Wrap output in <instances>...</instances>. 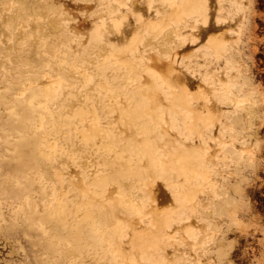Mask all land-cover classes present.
<instances>
[{
	"label": "rangeland",
	"instance_id": "obj_1",
	"mask_svg": "<svg viewBox=\"0 0 264 264\" xmlns=\"http://www.w3.org/2000/svg\"><path fill=\"white\" fill-rule=\"evenodd\" d=\"M206 1L207 26L184 18L183 4L174 12L147 0H0V264H99L103 255L106 264H154L132 249L129 238L150 228L136 211L154 205L139 189L145 176H118L132 205L128 216L117 213L133 228H126L121 238L128 259L124 263L108 251L119 232L106 229V217L96 208L88 215L78 205L75 185L79 182L86 188L88 197L93 171L112 161L105 169L114 177L118 165H125L127 157L120 156L125 154L124 143L118 139L112 140L114 152H108L97 142L79 138L78 114L92 111L110 130L115 121L108 112L112 104H121L124 97L140 102L132 78L141 66L138 62L147 63L149 57L170 65L174 86L184 87L194 98L199 117L208 109L218 111L213 115L215 127L206 130L209 165L222 169L218 156L224 150L234 157L232 165L239 161L246 167L254 165L253 172L237 171L250 183H243V188L253 213L242 211L236 221L256 232L254 256L243 264H264V0ZM219 18L225 22L218 23ZM137 33L146 34L141 45L145 58H133L128 51ZM211 39L226 45L229 64L207 53ZM142 76L155 93L151 103L141 106L150 119L142 117L139 123L168 150V156L161 150L162 161L172 165L171 155L178 148L201 151L204 143L186 129L187 117L173 107L167 86L157 77ZM57 84L62 86L59 96L44 93L43 88ZM227 88L235 102L243 100L241 107L221 100ZM231 125L240 141L219 146V141L233 142ZM112 132L117 134L116 130L108 134ZM245 146L258 150L254 149V161L241 156ZM148 188L157 215L173 216L170 226L162 225L165 259L156 264H183L189 258L190 231L197 226L188 224L187 208L182 220L176 219L179 208L164 180L157 179ZM58 200L61 212H54ZM209 224L210 231H221L218 221ZM232 229L233 239L240 233L235 226ZM238 258L232 259L235 264L241 263Z\"/></svg>",
	"mask_w": 264,
	"mask_h": 264
},
{
	"label": "bare ground",
	"instance_id": "obj_2",
	"mask_svg": "<svg viewBox=\"0 0 264 264\" xmlns=\"http://www.w3.org/2000/svg\"><path fill=\"white\" fill-rule=\"evenodd\" d=\"M147 1L150 5L158 1L170 7L174 12H176L179 4H183L184 18L194 19L195 25L202 23L207 26L208 24L209 9L206 0ZM220 1L223 2L225 0ZM177 18H180V16H177ZM179 20L182 19L180 18ZM222 22H225V19L219 18L218 23ZM120 25H116L118 30L121 28ZM195 25L192 26V29H196ZM145 38L146 34L141 35L139 33L131 38L128 51L133 58H145V55L141 53V45ZM227 51L225 44H216L212 39L209 41L207 53L213 55V58L217 61L224 59L229 64L228 56L226 55ZM146 62L144 64H141L142 62L140 61L138 62L139 66H141L138 73L132 78L138 87L136 92H140V102L137 103L133 97H124L119 101L121 104H118V102L112 104L108 112L114 116L115 121L111 123L110 130L103 127V122L98 114L92 111L78 114L80 122V127L77 129L79 138L87 141L90 140L95 145L97 142L108 152H114L112 140L118 139L124 143L123 152L125 154H121L120 156L127 157L125 165H121L117 159L115 160V164H119L117 176L111 177L109 171L105 169L108 163H112V161L103 163L102 170L97 168L93 171L88 189H93L94 191L92 190V194L88 197L84 196V193H87L86 191L88 190L82 187L79 182L75 183L77 191L80 194L78 205L88 215L93 214L96 208L100 214L106 217V229L119 232L117 241L112 244L108 251L113 254L116 260L121 259L124 263L128 259L125 255L124 247L126 245L122 244L121 238L125 235L126 228L129 230H133V228L129 219L126 221L121 220L117 213L121 211L124 216H128L132 205H130V200L127 199L125 189L121 187L118 176L129 178L131 176L144 175V183L139 186V189L147 193L148 198L154 205L156 201L152 189H149L148 186H154L157 179L164 180L179 208L176 211V219L182 220V210L187 208L189 211L187 217V221L189 220L188 224L197 226L192 228V231L187 230L190 231L189 236L191 240L189 258L187 257L182 260V263L235 264L232 259L239 257L240 264H243L251 256H254L253 245L256 239V232H249L247 229L240 227L236 221V217L239 218L238 214L242 211H248L249 214L253 213L249 198L244 194L245 189L243 188V183L249 186L250 183H247L248 179L244 176L239 177L237 171L245 173L247 168H251L253 172L254 165L246 167L240 161L236 162L237 166L235 164L232 165L234 157L228 156L225 150L222 155L218 156V162L222 169L209 165L208 160L211 158V151L206 130H211L215 127L213 115L216 112L218 113V111L213 112V110L207 108L208 114L199 117L193 109L194 98L187 93L184 87L178 89L174 86L172 80L174 78L171 74L170 65L166 61L158 60L154 57H149ZM237 72L241 75L242 70L237 69ZM143 73L149 79L157 77L167 86V94L173 100V107L177 112H181L187 117L186 129L192 135L199 137L200 141L204 143L201 151L194 149L187 151L184 148H178L171 155L174 161L172 165L162 161L163 155L161 150L165 153V156L169 155L168 150L165 149L162 143L157 145L152 137L147 135V129L139 123L142 117L150 119L147 111L142 110L141 106L144 101L148 102V104L151 103L155 93L153 85L149 81L142 80ZM177 90L181 92L182 98L179 97ZM43 91L47 96H59L62 93V86L60 84L56 86L48 85L43 88ZM233 95V91L227 88L223 94H220V98L224 103H233ZM242 102L243 100L234 101V105L239 108L242 106ZM245 121L247 123L250 122L247 116L245 117ZM247 128L249 129L251 126L248 125ZM112 130H116L117 134L113 132L112 135L108 134ZM228 130L233 133V142L219 141L218 145L224 148L229 145L234 146L235 142L240 141V138L235 134L236 128L234 125L229 126ZM97 138H100V142H98ZM241 139H243L242 143H244L248 139V135L243 136ZM251 148L250 146H245L240 149V152L241 156L245 155L249 157L250 161H254L256 156L254 149H257L255 147ZM135 157H137V161H135ZM238 165L241 167L240 170H237ZM73 175L76 178L78 174ZM213 176H216L217 179H213ZM58 182L61 183L60 178H58ZM154 205L150 206L146 211L136 209L142 221L146 222L150 228L142 235L132 233L129 238L132 239L130 246L133 250L141 252L146 260L156 264L158 260L165 259L163 251L166 242L162 238V225L167 224L170 226L173 222V216L170 213L166 216H158ZM52 211L61 212L60 200L57 201V205L54 206ZM213 220L218 221L222 226L219 228L220 232L210 231L212 225L209 222ZM223 226L226 228H223ZM233 226L236 227L240 235L235 234L232 239L229 233H234ZM207 227L210 229H207ZM237 235L239 236V240H236ZM241 240L244 242H242L243 244L240 243ZM101 258L102 260L98 263L106 264L105 255L101 256Z\"/></svg>",
	"mask_w": 264,
	"mask_h": 264
}]
</instances>
